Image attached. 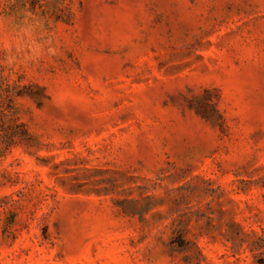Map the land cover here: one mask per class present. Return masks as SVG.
Returning <instances> with one entry per match:
<instances>
[{"label":"rangeland","instance_id":"rangeland-1","mask_svg":"<svg viewBox=\"0 0 264 264\" xmlns=\"http://www.w3.org/2000/svg\"><path fill=\"white\" fill-rule=\"evenodd\" d=\"M0 264H264V0H0Z\"/></svg>","mask_w":264,"mask_h":264}]
</instances>
